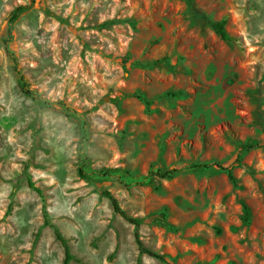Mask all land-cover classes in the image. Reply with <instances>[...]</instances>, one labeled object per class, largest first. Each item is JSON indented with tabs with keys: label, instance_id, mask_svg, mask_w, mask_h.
<instances>
[{
	"label": "rangeland",
	"instance_id": "374dc122",
	"mask_svg": "<svg viewBox=\"0 0 264 264\" xmlns=\"http://www.w3.org/2000/svg\"><path fill=\"white\" fill-rule=\"evenodd\" d=\"M194 2L231 43L183 0H0V264H64L56 231L70 264H264V0ZM163 58L176 71L134 65ZM84 137L97 181L79 176ZM112 168L182 172L98 179ZM104 190L171 229L136 228Z\"/></svg>",
	"mask_w": 264,
	"mask_h": 264
},
{
	"label": "trees",
	"instance_id": "16d2710c",
	"mask_svg": "<svg viewBox=\"0 0 264 264\" xmlns=\"http://www.w3.org/2000/svg\"><path fill=\"white\" fill-rule=\"evenodd\" d=\"M187 3V5L190 7L192 13L194 14L195 17L204 19L205 21H207L210 25H211V29L216 33V35L223 40L224 42L227 43H231L233 41V37L229 34V32L226 29L227 26V20L226 19H222V20H213L211 17L207 16L202 10H200L194 0H183ZM24 9L22 7L17 8L16 10H14L9 18V23L10 25L16 23L18 21V19L20 18V16L23 14ZM172 59L171 58H163L162 60H158L154 63H135L134 65H138L139 67L142 68H146V69H151L157 66H161V65H167L170 67V69L172 71H176L175 68L178 67V64L172 65L171 64ZM19 84L21 86V88L23 89V92L26 96L32 98V100L38 104V106H40V108H44L47 107L48 103L45 102L44 100L40 99L39 97H37L35 94H33V92L29 89H27L26 85L23 83V80L20 79L19 80ZM174 95V94H171ZM125 97H134L137 98L138 100H140L141 102H143L147 107H150L152 105V102L150 100H148L145 96H143L142 94L139 93H134V94H130V95H124ZM88 140L87 138H82L80 145H82L80 147V155H81V166L79 168V176L82 180H85L87 182H91V181H97L94 179V176L90 175L86 168L89 167L90 165V158L85 154V152H83L85 145L83 146V144L87 143ZM258 146L257 142H247L243 145H241V152H240V158L242 157L241 155H243L245 152L254 149L255 147ZM222 169V166H220L219 164H200V165H195L192 166L189 169ZM182 172V169H170V170H162V169H157L155 171H152L150 173V178H146V180H143L141 178L135 177L133 176L128 170H124L121 168H112V169H102L100 172H98V176L100 175L101 179L98 178L99 180H104L106 178L109 177H118L120 179H122L123 181H127L129 179H132L133 183L136 185H140V186H146L152 183V178L151 177H158L160 179H164V180H172L174 178H176L180 173ZM228 174L231 180H234V176L232 175L231 171L228 170ZM138 178V179H137ZM127 179V180H126ZM128 183V182H127ZM29 186L31 188H33L34 190L40 192L39 189L35 188L33 182H31V180L29 179ZM102 195L107 198L114 209V212L120 216H122L126 221H128L130 224L134 225L136 228H139L141 225L143 224H147V223H160L161 225H163L164 227L171 229V226H169L168 224H166V214L162 213L159 215H150L147 216L145 218H133L131 217L129 214H127L120 206V203L118 201V199L110 192L107 190L102 191ZM244 211H245V215L246 218L250 216V211L248 209L247 206H244ZM46 218H47V214H46ZM48 222H46L47 225ZM56 236L58 238V240L61 241V243L63 244L64 248H65V261L64 264H70L72 261H76V262H81L80 260H78L72 253L69 247V244L67 242V240L61 235V233L59 231H56ZM137 239H138V243L140 246V251L144 254H148L151 255L153 257H156L159 260H162L166 263H169V258L167 256L164 255H160L157 254L155 252H152L146 248L143 247L142 243L139 240V236L138 234H136Z\"/></svg>",
	"mask_w": 264,
	"mask_h": 264
}]
</instances>
